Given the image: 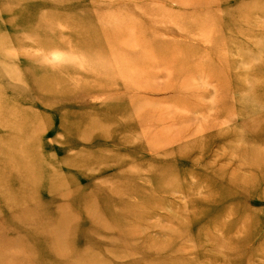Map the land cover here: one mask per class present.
<instances>
[{
    "label": "rangeland",
    "instance_id": "rangeland-1",
    "mask_svg": "<svg viewBox=\"0 0 264 264\" xmlns=\"http://www.w3.org/2000/svg\"><path fill=\"white\" fill-rule=\"evenodd\" d=\"M0 264H264V0H0Z\"/></svg>",
    "mask_w": 264,
    "mask_h": 264
},
{
    "label": "bare ground",
    "instance_id": "bare-ground-1",
    "mask_svg": "<svg viewBox=\"0 0 264 264\" xmlns=\"http://www.w3.org/2000/svg\"><path fill=\"white\" fill-rule=\"evenodd\" d=\"M122 29H124V28L122 27Z\"/></svg>",
    "mask_w": 264,
    "mask_h": 264
}]
</instances>
